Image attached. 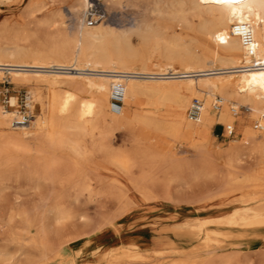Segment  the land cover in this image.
Returning a JSON list of instances; mask_svg holds the SVG:
<instances>
[{
    "label": "bare ground",
    "instance_id": "1",
    "mask_svg": "<svg viewBox=\"0 0 264 264\" xmlns=\"http://www.w3.org/2000/svg\"><path fill=\"white\" fill-rule=\"evenodd\" d=\"M11 1L0 0V6ZM92 1L28 0L17 18L0 20V32L14 24L24 32V39L33 37L27 30L34 28L53 31L46 35L48 43L25 47L10 40L12 45L0 46V78L34 80L47 89L45 95L37 89L29 91V99L33 96L40 106L30 123L25 124L16 111L0 108V193L13 180L17 186L23 182L34 190L44 206L61 208L82 197L84 203H95L110 194L108 171L115 175L114 183L123 186L126 181L120 174L137 158L143 165L154 162L166 173L177 175L190 162L178 157L177 146L169 138L203 155L214 123L225 124L226 130L236 124L241 140L228 143L218 153L226 155L231 167L244 157L255 156L250 168L220 175L215 193L196 201L176 198L174 206L155 205L160 197L139 184V199L151 205L143 209L145 203L130 198L118 221H105L107 264H146L144 260L163 254L177 255L167 264H214L215 259L218 264H231L234 258L242 264L238 255L245 249L255 253L254 264H264V131L253 130L244 117L235 118L229 112L238 105L248 106L250 118L256 119L254 128L256 123L264 127V0H104L111 6L146 2L147 14L121 30L103 22L85 25L82 16ZM58 3H65L69 18L75 19L70 30ZM175 26L193 35L183 36ZM202 38L221 52L206 47ZM155 57L160 61L155 62ZM116 83L122 85L118 114L110 110ZM145 95L164 108L143 107L147 105L141 101ZM192 98L202 102L197 122L187 117ZM215 98L221 106L213 112ZM15 99L10 97L11 106ZM119 127L128 131L131 144L113 151L105 138ZM86 135L103 154L98 164H90L91 151L83 144ZM65 149L75 159L63 165ZM63 182L66 190L61 187ZM168 199L164 196V201ZM14 203L20 206L22 201ZM126 208L134 209L143 221L150 217L155 221L151 224L155 235L144 248L138 238L142 228L149 226L147 222L142 226L132 223L120 233ZM163 212L166 220L160 219ZM2 216L0 226L15 216L25 223L31 218L25 210ZM91 226L93 236L99 238L103 225ZM164 229L174 238L162 234ZM42 236L39 229L40 240L32 244L39 249L36 257L24 250L23 261L11 262L0 249V264H66V248H52Z\"/></svg>",
    "mask_w": 264,
    "mask_h": 264
},
{
    "label": "rangeland",
    "instance_id": "2",
    "mask_svg": "<svg viewBox=\"0 0 264 264\" xmlns=\"http://www.w3.org/2000/svg\"><path fill=\"white\" fill-rule=\"evenodd\" d=\"M27 1L28 0H12L11 2L1 5L0 20L5 18H17L24 10ZM99 3L102 4L103 8L111 16L107 21L101 22L117 30L129 27L131 23L135 22L146 13L144 11L145 1L135 5H127L126 3H123V5L121 4L118 6H111L104 0H99ZM58 4L65 15V18L63 19L65 21L64 24L69 27L68 30H70V27L75 23V19L69 18L70 16L67 13L65 3ZM46 11L48 10L45 9V11L43 10L42 12L45 13ZM34 16L40 17L41 14L35 13ZM29 19L34 18L30 16ZM174 29L177 32L182 33L185 37L187 34L193 35V32L186 30L185 27L175 26ZM27 31L30 34H33L32 38L24 39V32L16 29L14 24H10L6 31L0 32V46H5L7 44L12 45L13 43L10 40H13L16 41L18 45L33 47L37 43H48L45 39L46 35L53 32L51 29L45 27L34 28ZM131 42L135 46L138 44L135 37L131 38ZM202 42L206 47L215 49V51L219 53L221 52L206 38H202ZM154 61H160L159 57H155ZM34 89H37L43 95L47 93V89L42 82L10 79L8 75H5L0 78V108L6 112L16 111L19 115L23 116L25 124L30 123V121L40 112L39 103L35 101L34 97L32 96L29 99V91ZM11 96L16 98L14 106H11L9 103ZM141 101L147 103V105L143 106L146 108H164L162 105L157 104L155 100L148 95L142 96ZM230 107H232V105L228 104V108ZM233 109L234 110L229 109V112L235 118H238L239 116L244 117L253 130H256V128H254L256 119L250 118L251 110L248 109V106L238 105V107ZM211 111L216 112L212 108ZM231 128H233V133L232 135H228L227 130L225 129V124L220 122L214 123L210 129L209 138L206 142L203 155L188 151L184 147L179 146L178 141L180 140L175 141L169 138V140L177 146L178 157L190 162L189 164L182 165L180 169L181 172H178L177 175H173L171 172L166 173L163 168L156 164L154 165L153 161H151L153 163H150L149 161L148 164L143 165L141 164L140 159L137 158L133 161L134 163L128 171L120 174V179L126 181V184L123 186L114 183L112 179L115 175L108 171L107 178L110 184V194L105 199L98 198L95 203H84V198L82 197L80 202L74 201L73 203H66L61 208H56L47 204H45V207L44 204L37 201V193H35L34 190L28 189L25 185L23 186V182L21 183V186H17L13 180L8 181L4 190L0 193V214H3V218H7V215L10 213L25 210L30 214L31 218L29 223H25L20 217L15 216L8 224H2V226H0V249L9 255L11 262L17 260L23 261L24 250L30 252L36 257L39 254V249L32 244L33 241L40 240V238L37 237V232L40 229L43 231L41 240L50 245V247L55 248L61 246L62 250L66 248V257L63 259V261L67 262L66 264H77L78 262L83 263L87 261L90 264H107L109 250L103 240L108 234L105 221L107 219H110L113 222L118 221L121 212L124 209V202H128L130 198H138V200H140L139 197L141 196L137 190L139 184L149 187V189H152L154 193L160 197L158 201L154 203L155 205L158 204L161 207L174 206L176 205L174 202L176 198L196 201L204 198L208 194L215 193L216 179L220 175L229 174V172H232L233 170L244 171V168L245 170L250 168L251 161L255 156L244 157L240 164L236 163L234 164L236 166L231 167L226 159V155L224 153H218V151L225 150L228 143H231L234 140H241L242 133L237 125L234 124ZM96 139L97 138H94V141ZM105 142L109 144L113 151H122L130 146L131 136L126 129L119 127L112 129L107 133ZM83 144L91 151L90 164L92 163L91 165H93L100 163L103 154L96 149V144L92 142V138L89 135L84 137ZM62 155L64 156L63 165H66L75 159L74 155H72L67 149L63 151ZM218 163L221 164L219 165ZM170 177H172V180H170ZM179 177H182V179H178ZM61 187L63 190L68 188L64 182L61 183ZM164 196H168L169 199L164 201ZM126 197L127 199L125 200ZM142 200L143 199L141 198L139 202L145 203L143 209H146L151 205L149 202H144ZM14 201H22V203H20L19 206L16 205ZM56 209L62 213L60 214ZM126 209L127 211L123 217L124 223L120 229V233L122 231L125 232L130 228L132 223L134 225L138 224L139 226H142L144 222H147L149 226L147 225L146 228H142V235L138 238V244L144 248L147 242H151L152 236L155 235L154 232H152L151 226L155 221L152 217L143 221L140 216L134 215V209ZM165 214L167 213L163 212L160 219L166 220ZM164 220L162 221V225L166 224V221ZM93 224L103 225L102 230H100L101 234L99 235L101 236H99V238L94 237V234L91 232V225ZM165 229L163 231L161 230L162 234H167L174 238L172 234L166 232ZM176 256L177 255L172 256L171 254H163V256H152L149 260L144 261L148 262L146 264H167L172 257ZM238 257L242 264H254L256 262L255 253L249 252L246 249L242 251ZM237 259H232L231 264H237ZM214 264H218L217 259H215Z\"/></svg>",
    "mask_w": 264,
    "mask_h": 264
},
{
    "label": "built area",
    "instance_id": "3",
    "mask_svg": "<svg viewBox=\"0 0 264 264\" xmlns=\"http://www.w3.org/2000/svg\"><path fill=\"white\" fill-rule=\"evenodd\" d=\"M110 15L103 8L102 4L98 0L92 1L89 6L84 10L82 20L85 25L92 26L101 21H107L110 19ZM60 70H70L61 68ZM122 105V85L116 83L112 85L110 94V110L112 113L118 114ZM221 106V102L218 98H215L212 103V108L217 111ZM202 111V102L197 99H192L187 110V117L190 121L197 122L200 118ZM255 128L264 131V127L256 123ZM233 128L227 127V134L232 135Z\"/></svg>",
    "mask_w": 264,
    "mask_h": 264
}]
</instances>
